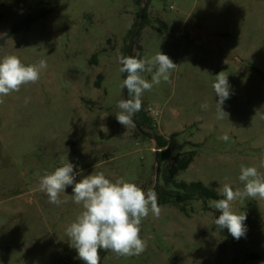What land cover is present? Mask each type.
<instances>
[{
  "label": "rangeland",
  "instance_id": "obj_1",
  "mask_svg": "<svg viewBox=\"0 0 264 264\" xmlns=\"http://www.w3.org/2000/svg\"><path fill=\"white\" fill-rule=\"evenodd\" d=\"M131 42L139 59L161 51L177 64L170 82L141 97L155 124L147 134L115 116L125 99L118 56ZM6 55L25 65L44 59L47 68L37 83L0 97V264H84L66 235L82 211L72 186L59 206L38 190L40 177L65 162L76 182L102 172L155 192L158 134L172 151L168 166L196 151L178 182L219 194L225 183L243 188L242 165L264 175V0H0V58ZM221 71L231 95L218 119L212 85ZM142 75L151 81L152 73ZM213 201H191L186 212L159 205V217L149 213L141 223L145 251L101 249L100 264H264V200L232 202L247 217L239 240L217 228Z\"/></svg>",
  "mask_w": 264,
  "mask_h": 264
},
{
  "label": "clouds",
  "instance_id": "obj_2",
  "mask_svg": "<svg viewBox=\"0 0 264 264\" xmlns=\"http://www.w3.org/2000/svg\"><path fill=\"white\" fill-rule=\"evenodd\" d=\"M119 71L126 73L122 87L127 89L130 98L122 99L117 107L120 111L115 115L117 122L125 128L133 123L132 117L141 110L142 95L151 91L161 81L170 82L172 71L177 67L168 55L157 52L151 58L138 59L135 56L120 54ZM47 68V62L41 59L38 64L25 65L16 55L0 58V97L19 91L21 87L35 84L40 79L41 70ZM152 73L151 81L142 73ZM215 95L219 97L217 118L223 119L227 114L222 105L230 98L231 86L228 76L221 71L215 76L212 85ZM28 101L26 100L25 103ZM0 103L3 100L0 99ZM202 109L208 105L202 104ZM222 140L229 137L224 135ZM264 167V159L261 160ZM74 165L65 162L51 173L45 172L40 177L38 190L45 193L49 203L61 205L66 201L60 199L68 186H72V200L82 205L81 213L66 228L69 243L78 253L84 264H100V250L111 251L117 256L140 255L147 247L141 237V223L149 213L155 217L160 215L156 193L143 190L135 183L117 178L114 182L101 173L90 174L76 182ZM239 181L242 189H233L228 183L223 184L219 194L224 198L213 201L220 215L214 223L219 229H227L230 235L239 240L246 235V214H239L232 208L237 199L251 197L264 200V175L255 166H241Z\"/></svg>",
  "mask_w": 264,
  "mask_h": 264
},
{
  "label": "trees",
  "instance_id": "obj_3",
  "mask_svg": "<svg viewBox=\"0 0 264 264\" xmlns=\"http://www.w3.org/2000/svg\"><path fill=\"white\" fill-rule=\"evenodd\" d=\"M142 1V0H137ZM146 9L144 12V17L141 20V24L145 21ZM142 10V8H141ZM141 10L138 13V20H140ZM20 24L13 25L6 37L13 36L16 31L19 29ZM132 38H134V32H132ZM134 43L131 42L125 50L123 55L131 56ZM137 51L140 52L139 46L136 47ZM139 59V53L133 55ZM126 73H123L124 79L126 78ZM127 98H130L127 94ZM133 123L136 127V132L138 134L145 133L146 129H155V124L152 119L149 118L146 113L141 110L136 112L132 117ZM157 141L158 148L161 150L158 152V165H159V178L162 181V185H159L155 189L157 196L158 205H171L177 207L180 211L186 212L188 203L194 200H218L222 199L223 196L217 194L215 191L207 188L201 182H178L176 180L177 176L188 169L190 164L193 162V159L196 155V151L187 152L182 158L178 159L172 166H168L167 162L172 158V151L167 145V140L160 135L154 136ZM170 185L171 189H167L166 186Z\"/></svg>",
  "mask_w": 264,
  "mask_h": 264
},
{
  "label": "water",
  "instance_id": "obj_4",
  "mask_svg": "<svg viewBox=\"0 0 264 264\" xmlns=\"http://www.w3.org/2000/svg\"><path fill=\"white\" fill-rule=\"evenodd\" d=\"M144 12H145V6H143V8L141 10L140 20L143 19ZM131 56H133V54ZM127 94H128V92H127V89L125 88V90H124V98L125 99H127ZM155 157H156V163L158 164V152L155 154ZM158 169H159V167H157V174H156L157 177H158ZM156 182H157V180H156Z\"/></svg>",
  "mask_w": 264,
  "mask_h": 264
},
{
  "label": "built area",
  "instance_id": "obj_5",
  "mask_svg": "<svg viewBox=\"0 0 264 264\" xmlns=\"http://www.w3.org/2000/svg\"><path fill=\"white\" fill-rule=\"evenodd\" d=\"M147 112H148V114H152L153 113V108H151V107L147 108Z\"/></svg>",
  "mask_w": 264,
  "mask_h": 264
},
{
  "label": "crops",
  "instance_id": "obj_6",
  "mask_svg": "<svg viewBox=\"0 0 264 264\" xmlns=\"http://www.w3.org/2000/svg\"><path fill=\"white\" fill-rule=\"evenodd\" d=\"M196 32H197L196 30H193V34H196Z\"/></svg>",
  "mask_w": 264,
  "mask_h": 264
}]
</instances>
